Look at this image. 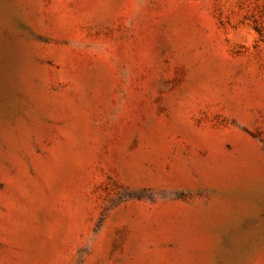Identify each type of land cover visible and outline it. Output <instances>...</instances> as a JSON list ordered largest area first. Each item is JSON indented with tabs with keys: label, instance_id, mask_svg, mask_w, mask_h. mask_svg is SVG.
Wrapping results in <instances>:
<instances>
[{
	"label": "rangeland",
	"instance_id": "obj_1",
	"mask_svg": "<svg viewBox=\"0 0 264 264\" xmlns=\"http://www.w3.org/2000/svg\"><path fill=\"white\" fill-rule=\"evenodd\" d=\"M0 264H264V0H0Z\"/></svg>",
	"mask_w": 264,
	"mask_h": 264
}]
</instances>
